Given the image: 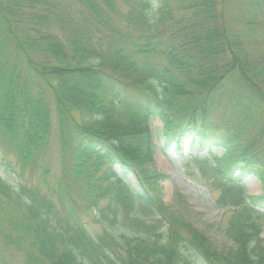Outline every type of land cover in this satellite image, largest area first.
Listing matches in <instances>:
<instances>
[{"label": "trees", "instance_id": "16d2710c", "mask_svg": "<svg viewBox=\"0 0 264 264\" xmlns=\"http://www.w3.org/2000/svg\"><path fill=\"white\" fill-rule=\"evenodd\" d=\"M225 5L0 0V141L23 170L40 169L56 124L62 152L46 193L0 152V264H264V59L251 57ZM235 93L230 120L223 101ZM154 135L222 188L231 249L164 201L172 175L156 166ZM249 175L261 194H244ZM86 209L101 233L82 221Z\"/></svg>", "mask_w": 264, "mask_h": 264}, {"label": "rangeland", "instance_id": "374dc122", "mask_svg": "<svg viewBox=\"0 0 264 264\" xmlns=\"http://www.w3.org/2000/svg\"><path fill=\"white\" fill-rule=\"evenodd\" d=\"M257 0H226V5L223 11L225 17L229 20L232 28L236 30L244 39L247 48L250 51L251 57L254 59H264V5L251 6ZM251 6V7H250ZM251 8V9H250ZM260 12L259 17L257 14ZM249 15V16H246ZM252 18H257V26L246 27L244 24ZM234 98L228 97L224 100L227 107L226 115L231 116L233 120L236 113L231 111L232 103L236 102V93ZM258 113L261 114L264 120V103L256 105ZM230 112V115H229ZM219 119V114H216ZM263 122L261 119L258 122ZM160 123L156 120L151 126H157ZM58 130L54 124V133L51 140V150L44 158L41 168H21L20 160L15 152L7 151L0 141V152L5 154L11 162L15 165L16 172L19 173L24 182L28 185L38 187L41 192H48L47 182L53 184L61 177V149L58 142ZM153 141L157 145L155 151L156 166L159 170H164L172 176L163 181V199L167 205L176 213L181 215L183 219L191 223L196 228L206 233L211 241L222 250H229L232 248V242L226 237L225 226L231 214L233 213L234 206L232 204H221L219 199L222 196V188H218L212 182V178L204 179L200 171L192 162L187 163L188 152L179 155L172 151V148H163V139L159 136H153ZM212 150L220 154L222 153L221 147H213ZM44 170L48 171L46 178L42 175ZM15 178L14 175L11 176ZM129 183H135L136 177L131 175L128 177ZM244 194L257 195L262 193V183L254 175H249L242 181ZM68 188L73 197L81 201L76 194L77 187H71L68 183ZM104 202H101L103 205ZM83 211V210H82ZM82 221L86 222L93 233H101L102 226L94 220V211L86 209L80 212ZM264 235V215L260 218ZM1 248V245H0ZM14 262L18 263L19 259L14 257ZM194 264H205L201 259L192 256Z\"/></svg>", "mask_w": 264, "mask_h": 264}]
</instances>
